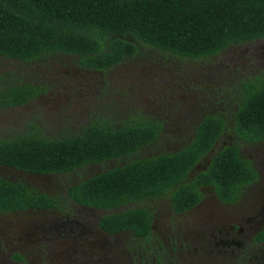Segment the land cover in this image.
I'll list each match as a JSON object with an SVG mask.
<instances>
[{"label":"trees","instance_id":"trees-1","mask_svg":"<svg viewBox=\"0 0 264 264\" xmlns=\"http://www.w3.org/2000/svg\"><path fill=\"white\" fill-rule=\"evenodd\" d=\"M262 39L264 0H0V57L24 64L62 54L74 57L81 67L104 72L137 54L141 46L198 60ZM43 92L42 86L10 75L0 83V109L21 106ZM240 94L233 125L227 126L219 115L206 117L181 152L131 162L81 182L67 195L87 207L108 210L171 190L172 206L184 211L200 200L192 186L211 185L218 199L234 201L241 188L256 179L238 144L264 140V78L249 81ZM114 121L118 126H106ZM114 121L55 138L31 122L23 133L0 136V165L26 172H68L128 155L156 138L142 120ZM225 131L234 134L237 143L224 147L206 170L185 182ZM174 186L180 188L168 189ZM51 202L44 194L0 178V213L46 208ZM150 218L148 209H128L103 217L100 227L146 237ZM257 238L264 241V230Z\"/></svg>","mask_w":264,"mask_h":264},{"label":"rangeland","instance_id":"rangeland-1","mask_svg":"<svg viewBox=\"0 0 264 264\" xmlns=\"http://www.w3.org/2000/svg\"><path fill=\"white\" fill-rule=\"evenodd\" d=\"M10 75L36 85H44L46 93L25 107L0 109V136L10 137L20 132L19 129L25 122L37 123L46 136L66 134L71 129L60 128L79 127L84 117L100 109L119 120L133 110L156 118L158 115H153L152 108L158 113L162 112L163 117H168L167 111L159 107L170 104L174 110L180 108L177 113H182L186 120L191 114L186 107L211 112H221L223 109L225 113L230 111L238 103L246 83L264 78V39L229 47L218 55L198 60L178 58L141 46L137 54L104 71L102 76L86 73L74 57L62 54L32 64L0 57V83ZM90 80L96 83V88L87 87ZM92 94L99 96L92 97ZM182 98L186 109L178 101ZM167 131L160 137L157 148L150 149L151 152L163 147L165 140L176 143L173 138L167 137ZM182 135L184 137L178 139V143L186 140V132ZM222 135L225 136L221 138V142L229 146L236 142L234 134L225 131ZM238 146L243 158L250 160L254 170L259 173L261 167H264V149L259 148L261 145L239 143ZM249 189H260V186L256 182L249 185L242 200L250 199ZM62 190L64 189L54 190L62 205L61 213H68L69 210V219L85 225L82 234L74 239L41 237L45 221H41V218L34 219L37 216L35 213L0 214V255L4 257L0 264H15L17 259L13 261L10 254L16 253L22 256L17 264H131L129 259L132 251L136 253V264L140 260L142 264H155V260H160L162 264L229 263L228 257L219 259L213 254L211 255L215 260L202 258L215 238L218 241L226 240L224 232L215 233L213 228L219 227L215 224L213 226L211 221L202 216L206 215L203 211L207 209L205 206H209L211 202L216 203L212 194H206L205 200L209 201L203 203L199 210L184 215L171 214L165 197L145 202L142 207L153 215L150 237L152 244L148 250L144 242L132 241L130 237L104 238L93 224L95 217L78 215L64 199ZM47 191L51 192L50 189ZM212 222L214 223L213 220ZM227 225L220 222L221 229ZM96 232L102 237H95ZM171 238L178 243L187 241L188 249L199 247L197 254L185 257L176 249L170 251L167 242ZM156 242L165 245L167 250L159 253ZM245 246L251 250L250 257L255 254L257 258L261 257L263 248ZM154 252L160 258L154 259ZM196 258L202 259L197 261Z\"/></svg>","mask_w":264,"mask_h":264},{"label":"flooded vegetation","instance_id":"flooded-vegetation-1","mask_svg":"<svg viewBox=\"0 0 264 264\" xmlns=\"http://www.w3.org/2000/svg\"><path fill=\"white\" fill-rule=\"evenodd\" d=\"M261 40H255L253 42H258ZM252 43V42H248ZM32 64V63H28ZM115 66H118L115 65ZM111 69V68H110ZM109 70V69H108ZM106 70V71H108ZM83 71L86 73H93V74H99L102 76L103 71H97V70H92V69H87L83 67ZM91 82H88L87 87L89 88H96L92 80ZM101 85V83H100ZM103 85V83H102ZM45 92L35 96L32 100L29 102L17 106V107H12L8 109H16V108H22L33 101L39 99L46 93V88L44 85H41ZM100 92V91H96ZM98 94H92V97H98ZM182 103L183 106H181L184 109H188L189 112L191 113L188 115V119H184L182 117V113H177L179 112L178 110H174L172 105H162V107H159L160 109L166 110L168 117H163L162 112H159L155 109L152 108L153 115L157 116L156 118H152L145 112H141L138 110H133L130 111V113H127L126 116L122 119H138L142 120V126L150 127L151 129L155 130L156 133V138L148 143L145 144L141 147H139L135 152L130 153L128 155H121L117 157H111L104 159L100 162H88L80 167H77L71 171L68 172H62V173H52V172H47V173H40V172H26V171H21L9 167H5L0 165V178L11 182V183H20L25 186L26 189H31L34 190L38 193L46 195L48 198L51 199L52 205L50 207L46 208H29V209H24L16 212H11V214H22L25 212H31L35 213L37 215L34 219L41 218V221H45L44 228L41 231V237H52L55 240L59 239H74L78 237V235H81L82 231L85 229V225H81L78 221H74L69 219L68 213H70L69 210H67L68 213H61V207L62 205L58 202V196L57 192L54 190H62L64 192V199L66 198V201L69 202V205H71L76 213L78 215H82L84 217L86 216H91L95 217V220L93 221V224L104 238H120L123 236L130 237L132 241H137V242H144L145 246L147 247L146 249H150V245L152 244L150 241V237L152 234V219L153 215L151 213V218H150V230L149 234L146 237L142 236H136L131 230H119L113 233L107 232L103 230L100 227V221L103 217L111 215V214H117L121 212H125L128 209H140V208H145L142 207V205L145 202L149 201H154L159 198H166L168 200V211L171 214L174 215H184L190 212L196 211L198 208L205 204L206 202L209 201V199H206V194H212L213 199L216 201V203L211 202L209 206H205L207 209H203L204 212H206V215H202L204 218L207 219V221H211L213 226H217L219 228H213L215 233H221L224 232V236L226 238L225 241H218L215 238V242L210 244L207 248V252L204 253L202 258L206 259L207 257L210 258L209 261H212L214 258L212 257L211 254L214 255V257L219 258V259H224L225 257H228V264H264V241L263 240H258L257 236L258 234L264 230V167H261L260 172H256V179L252 182L249 183L245 186H243L237 196V198L232 201V202H223L217 198L214 192V187L211 185H197V186H192L191 189H197L200 194V200L198 201L197 204H195L193 207L186 209L184 211H178L172 206V202L170 200V195H171V190L167 191L166 193H163V195L156 196L155 198L151 199H146L143 201H131L127 202L124 205H120L108 210L104 209H96L92 207H87L85 205L79 204L69 198L68 194V189H71L72 187H76L79 185L81 182H84L86 180L92 179L94 177L100 176L102 174H105L109 171L118 169V168H123L127 164L140 160V159H152L156 158L161 155H168V154H177L181 152L183 149H185L187 146L191 144L195 137L196 130L199 126V124L206 118V117H211V116H221L224 120L227 126L230 124L233 125L234 122V116L237 112L238 109V104L241 101L240 98H238V103L234 105L233 109L230 108V111H227L225 113V109L220 110L221 112H211V111H203L202 109H197L196 107H184L185 104L183 103L184 99H179ZM173 103H175V100H173ZM118 116V115H117ZM118 117L111 116L110 114H105L103 112V109L97 110V112H93L91 115L86 118L84 117L82 119V124L80 126L76 127H65V128H60V130L63 129H71L70 132H76V130H81L85 129L91 125H98V123H101L100 121L103 120H115ZM120 119V120H122ZM119 120V119H117ZM31 122H25V125L19 130L20 132L16 133H23L28 125ZM116 123V124H115ZM36 127L42 130V128L37 124L34 123ZM118 121L117 122H106V126H118ZM141 124V123H140ZM229 129H232V127H229ZM58 130V131H60ZM167 131L166 135L169 139H172L176 141L175 144H172L171 142L165 140L164 144L162 143L163 147L158 149L155 152H151L150 149L152 147L157 148V143L160 140V137L164 135V131ZM186 132V140L182 141L181 143H178V139H182L184 135H180ZM224 133V132H223ZM221 135L218 137L216 142L213 144V146L210 148V150L204 154V156L196 163V165L191 169L185 177V182H190L194 179V177L207 169L209 166L211 160L213 157L224 147L229 146V144L225 142H221V138H224L225 135ZM43 134V133H42ZM14 135V134H13ZM60 135V134H58ZM46 136V135H45ZM47 137V136H46ZM51 138H55V136H48ZM243 144V143H240ZM248 145H261L262 150L264 149V140L260 142H255V143H245ZM239 155H241V149L239 146ZM264 156V154H262ZM243 158V156H242ZM247 160V159H246ZM250 161V160H248ZM253 167V166H252ZM254 169V168H253ZM257 183V185L260 186V189L262 188V191L260 189H249V195L250 199L247 201L242 200V195L246 188L249 185H252L254 183ZM180 188L179 186H174L170 187L168 189H178ZM48 189L51 190L47 191ZM253 190L255 193H253ZM54 191V192H53ZM61 192V191H59ZM56 195V196H55ZM146 209V208H145ZM198 209V210H199ZM1 215H5L8 213H0ZM214 221V223L212 222ZM220 222L228 224L227 226L223 227L221 229L220 227ZM215 224V225H214ZM99 232H96L94 235L95 237L101 236L99 235ZM102 237V236H101ZM215 237V236H214ZM157 243L158 251L159 253H163V251L167 250L166 246ZM167 246L169 247L170 251H174L175 249L179 252H182L185 257H191L193 255H196L198 252V248L196 249H188L189 245L187 241H182L180 243L176 242L174 238H171L167 242ZM245 245H249L252 248H263V252L261 253V257L257 258V255H253L250 257V252L249 248ZM245 246V248H244ZM165 249V250H164ZM154 259L160 258L157 252H154ZM153 255V256H154ZM191 255V256H190ZM210 255V256H209ZM136 253L132 251V255L130 256V263L131 264H136L137 258L135 259ZM10 257H12V260L17 259V261H14L15 264L17 262L22 260V256L18 253L16 254H10ZM4 257L0 255V260L3 259ZM201 258V259H202ZM197 261H200V258H196ZM215 260V259H214ZM203 263V262H202ZM137 264H142V260L138 261ZM155 264H162L160 260H155Z\"/></svg>","mask_w":264,"mask_h":264}]
</instances>
